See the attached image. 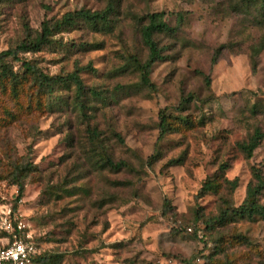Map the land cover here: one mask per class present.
<instances>
[{
	"label": "rangeland",
	"instance_id": "rangeland-1",
	"mask_svg": "<svg viewBox=\"0 0 264 264\" xmlns=\"http://www.w3.org/2000/svg\"><path fill=\"white\" fill-rule=\"evenodd\" d=\"M245 1L0 5V52L26 27L35 34L69 12L112 9L107 28L78 22L52 45L19 56L58 77L52 88L11 60L20 85L15 94L0 85V214L22 217L40 256L61 255L58 264H264L263 220L205 228L225 206L242 203L252 166L264 170V19ZM155 12L173 32L154 35L163 59L145 87L130 58L146 59L139 30ZM162 114L170 129L161 136ZM255 129L263 138L247 159L239 146ZM216 176L219 191L200 193ZM234 180L231 188L226 181ZM177 226L205 228L215 243L203 248L172 231Z\"/></svg>",
	"mask_w": 264,
	"mask_h": 264
},
{
	"label": "trees",
	"instance_id": "trees-1",
	"mask_svg": "<svg viewBox=\"0 0 264 264\" xmlns=\"http://www.w3.org/2000/svg\"><path fill=\"white\" fill-rule=\"evenodd\" d=\"M7 0H0V5ZM246 3L255 5L259 9L260 17L264 19V0H246ZM112 13V9L108 8L102 12H89L84 10H77L64 14L59 20L56 21H43L40 24L39 32L33 34L31 30L26 27L24 30V38L13 48H9L0 52V85L5 89L6 83L10 86V91L15 94L16 88L20 85L19 76L13 72V66L7 61L11 60L15 63H20L19 68L23 70L24 74L32 75L39 85L45 89L52 88L55 84L59 83L58 77H49L44 75L37 66L30 64L28 61L21 60L19 56L26 53H35L40 51L47 45H52L54 40L53 37L56 34L62 33L66 30L73 28L78 22H83L87 26L94 30H103L108 24V15ZM108 27V26H107ZM106 27V28H107ZM140 38L143 46L147 51V56L144 61H139L135 57L130 58V65L139 73L140 84L145 87H151L149 75L153 65L163 59L161 49L154 39L155 34H169L173 32L168 23L164 20L162 12L151 13L147 16L146 23L141 26ZM70 81L74 84L76 94L79 97L82 94V84L79 77L74 73L70 76ZM160 135L168 133L169 126L166 122L164 114L160 117ZM263 138V134L259 129H255L250 135L246 143H242L239 146L240 151L243 153L245 158L249 159L252 156L254 150L259 146L260 141ZM106 165H110L112 169H119L120 164H114L110 160H106ZM14 175L17 178L20 175V171L14 170ZM219 178L216 176L214 180L205 181L201 188L200 193H217L221 187V183L218 181ZM18 188V198L23 193V183L20 180L16 182ZM231 184V188L235 186V180L233 182H227ZM264 194V170L262 168L252 166L251 167V179L246 187L245 197L242 203L238 207L225 206L217 217L206 223L205 228L211 231L217 225H225L236 220L248 219L255 220L260 219L264 221V201L260 200ZM187 227H192L194 230H200L203 238L199 239L195 233H188ZM178 228V229H177ZM205 228L199 229L194 226H186L180 228L179 226L172 228V231H182L185 234L191 235L197 241L201 242L204 246H208L209 240L206 236ZM215 243L214 240L210 243ZM202 255V254H201ZM200 255V256H201ZM202 257V256H201ZM62 259L61 255L56 254H45L43 256H36L34 264H58ZM199 260V258H197Z\"/></svg>",
	"mask_w": 264,
	"mask_h": 264
},
{
	"label": "built area",
	"instance_id": "built-area-1",
	"mask_svg": "<svg viewBox=\"0 0 264 264\" xmlns=\"http://www.w3.org/2000/svg\"><path fill=\"white\" fill-rule=\"evenodd\" d=\"M188 233L203 238L200 230L187 227ZM38 249L22 217L10 209L0 214V264H34Z\"/></svg>",
	"mask_w": 264,
	"mask_h": 264
}]
</instances>
